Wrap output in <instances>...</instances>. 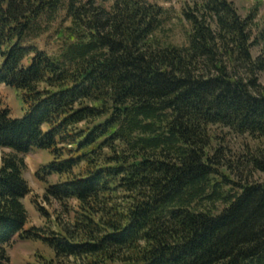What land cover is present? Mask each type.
I'll return each mask as SVG.
<instances>
[{
    "label": "trees",
    "instance_id": "obj_1",
    "mask_svg": "<svg viewBox=\"0 0 264 264\" xmlns=\"http://www.w3.org/2000/svg\"><path fill=\"white\" fill-rule=\"evenodd\" d=\"M255 14L199 0L179 45L147 0H0V84L25 109L0 107V264L17 237L75 264H264V154L229 141L264 140ZM33 149L61 178L44 199L78 203L47 236L27 228Z\"/></svg>",
    "mask_w": 264,
    "mask_h": 264
},
{
    "label": "rangeland",
    "instance_id": "obj_2",
    "mask_svg": "<svg viewBox=\"0 0 264 264\" xmlns=\"http://www.w3.org/2000/svg\"><path fill=\"white\" fill-rule=\"evenodd\" d=\"M157 3L167 10L168 21L165 25V36L179 44L185 45L188 42V34L192 30V25L186 19L184 11L192 10L199 0H147ZM238 12L247 17L255 14L253 31L257 42L253 48L254 56H264V0H230ZM43 46V40L39 41ZM51 44L48 48H52ZM55 46V44H54ZM53 49V48H52ZM264 84V72L260 75ZM0 107L8 108L13 117H22L25 109L21 102V97L14 88L0 84ZM231 146L236 151H245L256 149L258 153L264 154V140H255L249 138L229 137ZM247 148V149H246ZM10 149L0 148V168L2 166V156ZM27 163L24 176L28 180L32 192L24 199L28 210L29 221L27 228L38 227L43 229V235H50L51 230H57L59 223H71L75 215L78 203L76 200L70 202V212L65 211L64 207L57 200L46 201L44 194L50 184H56L61 178L45 173L44 168L52 161L53 156L45 150L33 149L23 155ZM254 181H264V173L256 171L252 178ZM37 201L43 213L38 209ZM11 264H75L73 260L56 259L54 251L43 239H23L17 237L10 249Z\"/></svg>",
    "mask_w": 264,
    "mask_h": 264
}]
</instances>
